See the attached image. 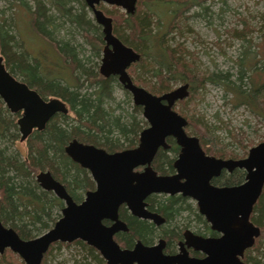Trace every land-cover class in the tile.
<instances>
[{
	"label": "trees",
	"instance_id": "1",
	"mask_svg": "<svg viewBox=\"0 0 264 264\" xmlns=\"http://www.w3.org/2000/svg\"><path fill=\"white\" fill-rule=\"evenodd\" d=\"M15 1V0H14ZM30 14V27L52 44L59 55L72 64L75 85L69 86L60 80L48 79L38 74L39 62L24 50V44L15 38L12 29L14 21L3 19L0 21V54L4 58L6 68L13 74H20L23 81L36 89L41 96H58L69 106L72 116L68 114L53 115L41 131H34L27 138V154L21 159L17 154L7 153L4 142L17 137L15 118L17 114H9L0 100V220L3 224L13 227L23 239L36 236L35 232L48 229L54 208L61 206L60 201L53 197L49 191L42 190L34 179L38 170L48 169L52 175L63 182L70 194L81 198L87 188L94 184L87 170L73 162L64 152L65 144L71 139L94 144L108 151L130 148L137 144L138 134L146 124L139 120L137 114L141 112L140 106H133V112L123 119L113 110L104 107L105 101H111L112 91L118 82L115 76L103 77L96 65L87 66V60L78 58L77 44L73 39L74 33H79L86 43L93 45L94 55L99 56L103 45L102 33L97 23H94L84 10V2L78 0L76 10L70 6L68 0H31L29 5L25 0H17ZM156 0H137L135 11L132 14L122 11L119 7L98 8L112 18L113 33L128 46L140 53L138 61L131 64L128 73L135 84L144 86L148 91L161 94L172 89L175 81L189 84V95L178 101H193L198 97L197 89L203 90L206 83H222L233 94L236 104H244L253 112L264 117V83H254L253 74L261 75L259 70H251L248 83L228 84V76L202 70L196 64L194 53L182 43L170 44L171 36L165 39L167 33L174 32L181 35L183 23L182 11L197 0L172 1L167 3L176 9L170 8L171 20L166 24L164 31L161 18L152 20V13L144 10V4ZM158 3V2H157ZM50 5L54 13L50 12ZM168 10V9H167ZM156 14V13H155ZM157 16V14H156ZM158 17V16H157ZM58 20V22H56ZM64 26L70 38L54 35ZM151 25L157 28L152 33ZM185 30L192 31L188 26ZM68 31V32H67ZM161 31V32H160ZM236 34L244 39L243 30H235ZM56 33V34H55ZM52 34H54L52 36ZM95 38L94 43L91 39ZM20 40V41H19ZM148 43L144 46V43ZM78 51L80 49L78 48ZM245 56V53H244ZM245 57L238 59L240 66ZM18 72V73H16ZM240 75H242V70ZM149 77V81L144 78ZM242 76H239V81ZM144 78V80H142ZM86 82V90L82 87ZM90 91H88V89ZM186 101V102H188ZM190 101V102H191ZM186 111L187 127H191L199 138L201 147L209 154L218 157H239V154L227 148L210 125L195 116V109ZM185 113V112H184ZM186 127V128H187ZM168 149H159L153 159L152 165L158 172L166 174L173 171L172 157L169 153L178 152V146L173 138L168 137ZM82 191V192H81ZM81 192V193H80ZM148 209L158 212L164 222L155 226L152 222L138 219L126 210L124 205L119 208V216L126 221L128 231L119 232L116 240L123 246H131L134 239L150 243L155 235H161L167 240V246L179 235L183 222L184 211H191L196 227L204 224L203 219L196 210H191L185 197L180 195L157 197L152 195L146 199ZM251 220L263 227L261 236L264 238V186L253 207ZM186 224V223H185ZM184 224V225H185ZM76 244L83 249L87 257H92L97 264L103 259L91 246L81 240L71 243L54 242L44 254L41 264L45 263L46 256L54 246ZM10 255L15 256L17 264L24 262L11 250L6 249L0 254V264H16ZM64 264V263H59ZM73 264H86L77 261ZM247 264H264V239H260L253 248L248 250Z\"/></svg>",
	"mask_w": 264,
	"mask_h": 264
},
{
	"label": "water",
	"instance_id": "2",
	"mask_svg": "<svg viewBox=\"0 0 264 264\" xmlns=\"http://www.w3.org/2000/svg\"><path fill=\"white\" fill-rule=\"evenodd\" d=\"M83 1L101 26L104 45L99 73L104 77L116 76L118 83L130 93L133 104L141 107L147 125L140 130L137 145L113 152L77 139L70 140L64 152L88 170L94 189L87 190L77 203L50 171L38 172L35 175L38 184L64 201L61 215L49 229L29 239L21 238L12 227L0 221V254L9 248L25 264H40L52 243L78 239L97 250L105 264H242L238 255L259 235V227L251 222L250 215L264 185V140L250 147L241 158L206 154L199 138L185 131L187 119L174 109L178 101L188 97L189 84L181 83L161 94L135 84L127 69L139 60L140 53L113 33L112 18L98 8L99 3H104L132 14L137 0ZM0 98L10 112H21L16 120L21 141L33 129H44L55 113L68 111L59 98L44 100L24 81L13 76L1 54ZM168 137L179 147L172 162L174 172L158 174L152 161L158 149L169 148ZM235 168L244 170L243 182L226 186L210 184L221 170L230 172ZM152 193L190 197L210 228L221 233L220 237L204 238L185 229L184 240L179 242V250L174 254L163 252V238L151 245L138 239L130 248L121 247L114 234L127 231L128 227L118 216L120 205L136 218L155 225L164 222L163 216L147 208L145 199ZM103 220L110 224L106 225ZM186 247L200 250L205 256H190Z\"/></svg>",
	"mask_w": 264,
	"mask_h": 264
},
{
	"label": "rangeland",
	"instance_id": "3",
	"mask_svg": "<svg viewBox=\"0 0 264 264\" xmlns=\"http://www.w3.org/2000/svg\"><path fill=\"white\" fill-rule=\"evenodd\" d=\"M168 1L156 0L144 4V10L152 13L153 21L161 18L163 24L162 27H159V30L162 31L166 29V24L172 18L170 8L176 9L177 7L169 6ZM26 2L29 5L32 3L31 0ZM68 3L75 10L79 8L78 0H68ZM100 4L111 9L110 5ZM84 10L90 19L96 23L91 10L86 4ZM50 12L54 13L51 5ZM30 17L26 9L19 5V1L0 0V21L3 19L14 21L15 27L12 29V33L15 38L23 42L24 50L39 62L38 74L48 79L60 80L70 86L75 85L76 80L74 79L72 64L68 60L65 61V58L59 55L52 44L48 43L30 27ZM181 19L183 28L180 31H182V34L179 35L170 31L165 39L168 40L169 37L174 36L169 41L170 44L182 43L188 50L192 51L196 57V64L200 69L207 72L226 74L228 84L235 81L245 85L250 80L251 70L256 69L261 72V75L257 76L254 73L253 82L264 83V0H197V2L192 3L182 11ZM68 25L67 23L64 24L63 27H60L57 35L52 34V36L54 35L55 39H58L57 36L69 39L70 35L66 33L64 28ZM186 26L192 31L185 30L184 27ZM99 27L101 31V26ZM156 29L155 25H151L149 31L155 33ZM235 30H243L246 40L240 38ZM73 39L71 41L79 44L76 50L78 58L87 60V66L94 64L98 67L103 45L100 47L98 56L93 54V45L86 43L79 33H74ZM91 40L96 43L95 38ZM147 44L145 42L144 46H147ZM78 48L80 51H78ZM242 57L246 59L242 61L240 66L238 59L240 60ZM248 67L252 69L250 70ZM240 70H242V75H240ZM17 75L21 77L19 73ZM143 76L145 78V75ZM239 76H242L240 81ZM145 79L149 81L150 78L146 77ZM181 83V81H174L172 89ZM86 86V82H84L83 91L87 89ZM197 93L199 96L193 101L190 100V102L187 99L188 102L184 100L174 105V109L184 116L187 121L188 116L185 115L187 109H195V116L202 119L205 124L210 125L220 140L227 144V148L239 154V157H244L250 147L264 140V117L253 112L244 104H236L233 94L222 83L207 82L203 90L197 89ZM112 98L111 101H105L104 107L106 109L113 110L114 114H119L123 119L133 112L132 97L120 84L113 88ZM70 115L72 116L71 112H69ZM137 118L145 121L141 112L137 114ZM146 125L147 122L143 125V128ZM186 127L185 131L188 134L196 135L190 126ZM4 144L7 146V153H15L21 159L27 154V140L20 141L19 136L15 139H9ZM168 155L173 156L172 153ZM186 203L189 204L191 210L197 208L195 201L192 199H187ZM61 207L62 205L54 208L52 215L54 220L58 218ZM182 215L183 222L186 224H181L180 229H194L196 224L192 212L184 211ZM48 223L52 225L51 221ZM45 230L42 229L34 234L39 235ZM156 239L154 238V241ZM173 249L177 251L176 244H174ZM10 256L12 261L17 264L15 256ZM77 261H83L86 264H97L91 256L87 257L83 249L76 244L54 246L46 256L44 264H73Z\"/></svg>",
	"mask_w": 264,
	"mask_h": 264
},
{
	"label": "flooded vegetation",
	"instance_id": "4",
	"mask_svg": "<svg viewBox=\"0 0 264 264\" xmlns=\"http://www.w3.org/2000/svg\"><path fill=\"white\" fill-rule=\"evenodd\" d=\"M136 3H137V1H136ZM135 7H136V5H135ZM103 40V39H102ZM103 45H104V42H103ZM127 45V44H126ZM102 56V55H101ZM101 59V58H100ZM3 62H4V58H3ZM5 67H6V65H5ZM39 68V67H38ZM129 68V67H128ZM8 69V68H7ZM8 71L10 72V70L8 69ZM127 71H128V69H127ZM99 72V71H98ZM13 76H15L17 79H19V80H21V81H23L22 80V78L21 77H18V75L16 74H13L12 72H10ZM111 76H113V75H111ZM104 77V76H103ZM116 77V76H115ZM117 79V78H116ZM25 82V81H24ZM118 82V81H117ZM26 83V82H25ZM27 84V83H26ZM28 85V84H27ZM67 85H69V84H67ZM70 86V85H69ZM28 87L29 88H31V89H34L32 86H29L28 85ZM123 88V87H122ZM146 89V88H145ZM38 94H39V92L36 90V89H34ZM125 90V89H124ZM40 95V94H39ZM41 96V95H40ZM44 100H47V99H49V98H51V97H57V98H59L60 100H62L64 103H65V105H66V107H67V109H68V111H67V113H65V114H68L69 115V112H71L70 111V108H69V106H68V104L62 99V98H60V97H58V96H53V95H48V96H41ZM0 100H1V98H0ZM1 102H2V100H1ZM2 104H3V107H5L7 110H8V108L4 105V103L2 102ZM8 112H10L9 110H8ZM11 114H17L16 115V118H15V123H16V120H17V118L21 115V112L20 111H18V112H15V113H12V112H10ZM56 114H63V113H61V112H57V113H55L54 115H56ZM47 123V122H46ZM46 125V124H45ZM16 127H17V131H16V133H17V137L19 136V138H20V132H19V128H18V125H17V123H16ZM43 130V129H42ZM34 131H41V130H37V129H33L32 130V132L23 140V141H25V140H27V138L34 132ZM19 133V134H18ZM139 135V134H138ZM20 140V139H19ZM72 140V139H71ZM21 141V140H20ZM70 141V140H69ZM68 141V142H69ZM79 141V140H78ZM166 141H167V139H166ZM67 142V143H68ZM81 142V141H80ZM66 143V144H67ZM83 143H85V142H83ZM138 143V142H137ZM65 144V145H66ZM88 144H90V143H88ZM169 144V143H168ZM94 145V144H93ZM137 145V144H136ZM96 146V145H95ZM170 146V145H169ZM65 147V146H64ZM97 147H99V146H97ZM134 147V146H133ZM101 148H103V147H101ZM130 148H132V147H130ZM105 149V148H104ZM124 149H126V148H124ZM161 149V148H160ZM203 149V148H202ZM106 150V149H105ZM121 150V149H120ZM159 150V149H158ZM204 150V149H203ZM106 151H108V150H106ZM115 151H118V150H115ZM178 151H179V147H178ZM205 151V150H204ZM108 152H113V151H108ZM205 153L206 154H209L208 152H206L205 151ZM66 154V153H65ZM177 154H178V152L177 153H175V154H173V156H172V159L174 160L176 157H177ZM156 155V154H155ZM210 155H212V154H210ZM215 156V155H214ZM155 157V156H154ZM216 157H218V156H216ZM223 158V157H222ZM225 158H233V157H225ZM237 158V157H236ZM235 158V159H236ZM238 158H241V157H238ZM173 160H172V162H173ZM153 162V161H152ZM79 165V164H78ZM80 166V165H79ZM81 167V166H80ZM152 167H153V165H152ZM83 168V167H82ZM85 169V168H84ZM138 169H140V168H138ZM153 169H154V167H153ZM45 170H48V169H45ZM86 170V169H85ZM158 174H163V173H160V172H158L156 169H154ZM40 171H44V170H38L35 174H34V179H35V175L38 173V172H40ZM48 171H50V170H48ZM87 172H88V170H87ZM174 172V169H173V171L172 172H170V173H166V174H172ZM50 173H51V171H50ZM88 174H89V172H88ZM51 175H52V173H51ZM53 176V175H52ZM90 176V175H89ZM244 176H245V172H244V170H242V169H239V168H235V169H233L232 171H227V170H221V172H220V174L218 175V176H216V177H213L211 180H210V184H212V185H215V186H226V185H236V184H239V183H241V182H243L244 181ZM53 178L55 179V180H57V181H59L63 186H64V188H65V190L67 191V193L72 197V199L75 201V202H77V203H79L80 201H82V199L84 198V194H85V192L87 191V190H92V189H94V187H95V184H94V181L92 180V178H91V176H90V178H91V180L93 181V184H94V186H93V188H87L86 190H84L83 191V195L81 194V198H79V199H76V198H74L71 194H70V192H69V190L66 188V186H65V184L63 183V182H61L59 179H57V178H55L54 176H53ZM35 181H36V179H35ZM36 183H37V185L42 189V190H44L39 184H38V182L36 181ZM264 186V185H263ZM263 188V187H262ZM45 191H49L51 194H52V196L53 197H56L59 201H60V203H61V205H62V207L60 208V214H59V216H58V218L60 217V215H61V209L64 207V201L63 200H61L60 198H58L55 194H54V192L52 191V190H45ZM262 191V190H261ZM152 195H156L157 197H162V196H166V195H168V194H163V193H152V194H150L148 197H150V196H152ZM160 195V196H159ZM174 195H180V196H182L181 194H174ZM168 196H172V195H168ZM147 197V198H148ZM182 197H185V199L187 200V199H191L190 197H187V196H182ZM146 198V199H147ZM146 199H145V201H146ZM193 200V199H192ZM147 202V201H146ZM196 203V202H195ZM256 203V202H255ZM122 205H120V207H121ZM119 207V208H120ZM125 207V206H124ZM196 207H197V205H196ZM253 207H254V205H253ZM147 208H148V205H147ZM127 210V209H126ZM150 210V209H149ZM197 212H198V214L201 216V218L203 219V221H204V224H202V226H200V227H195L194 229H190V231L193 233V234H195V235H197V236H201V237H207V238H217V237H220V235H221V233H219V232H217V231H215V230H212L211 228H210V225H209V223L206 221V219L204 218V216L202 215V214H200L199 213V211H198V208H196L195 209ZM128 211V210H127ZM151 211H154V210H151ZM154 212H156V211H154ZM252 212H253V209H252ZM158 213V212H157ZM130 214V213H129ZM118 216H119V209H118ZM251 216H253L252 215V213H251V215H250V220H251ZM57 218V219H58ZM119 218H120V216H119ZM56 219V220H57ZM121 219V218H120ZM139 219V218H138ZM55 220V221H56ZM122 221H124L123 219H121ZM144 220V219H143ZM1 221V220H0ZM54 221V222H55ZM147 221H149V220H147ZM103 222L106 224V225H108V224H110V222L108 221V220H103ZM125 223H126V221H124ZM149 222H151V221H149ZM251 222L254 224V225H256V226H258L259 227V235L258 236H256L255 237V239H254V243L250 246V247H246V248H244L243 249V251H242V253H241V255H238V258H239V260H240V262L242 263V264H247V259H248V250L249 249H251V248H253L254 247V245H256V243L258 242V241H260V239H264L262 236H261V234H262V229H263V227H261L260 225H258V224H256L254 221H252L251 220ZM1 223H2V221H1ZM3 224V223H2ZM54 224V223H53ZM52 224V225H53ZM154 224V223H153ZM4 226H7V227H11V226H9V225H5V224H3ZM51 225V226H52ZM126 225H127V223H126ZM155 225V224H154ZM50 226V227H51ZM155 226H157V225H155ZM49 227V228H50ZM128 227V226H127ZM13 228V227H12ZM48 228V229H49ZM14 229V228H13ZM185 229H188V228H183V229H181L180 230V232H179V235L173 240V242H171L168 246H167V240H166V238H164L163 236H161V235H155V237L154 238H157L156 239V241H154V238H153V240L150 242V243H144L143 241V243L144 244H147V245H151V244H154L155 242H157V240L159 239V238H163L164 240H165V246H164V248H163V252L165 253V254H174V253H176L178 250H179V242L180 241H183L184 239H183V232H184V230ZM15 230V229H14ZM47 230V229H46ZM16 231V230H15ZM128 231V230H127ZM119 232H126V231H118L117 233H119ZM43 233V232H42ZM117 233H115L114 234V239H115V241L121 246V247H123V248H130V247H132L133 246V244L135 243V241L136 240H138V239H134V242H133V244L131 245V246H123L122 244H120V242H118L117 240H116V235H117ZM18 234V233H17ZM41 234V233H40ZM39 234V235H40ZM36 236H38V235H36ZM35 237V236H34ZM33 238V237H32ZM29 239V238H28ZM76 240H78V239H76ZM140 240V239H139ZM57 242H59V241H57ZM73 242V241H72ZM61 243H71V242H61ZM174 244H176L177 245V251H175L174 249H173V246H174ZM50 247V246H49ZM6 249H9V248H5V250ZM49 249V248H48ZM4 250V251H5ZM10 250V249H9ZM186 250L188 251V254L190 255V256H193V257H196V258H203L204 256H205V253L204 252H202V251H200V250H195L194 248H192V247H186ZM97 251V250H96ZM47 252V251H46ZM45 252V253H46ZM98 252V251H97ZM14 253V252H13ZM44 253V254H45ZM99 253V252H98ZM17 255V254H16ZM18 256V255H17ZM44 256V255H43ZM99 256L101 257V255L99 254ZM19 257V256H18ZM20 258V257H19ZM102 258V257H101ZM43 259V258H42ZM103 259V258H102ZM41 262H42V260H41ZM25 264V263H24ZM41 264V263H40ZM103 264H105V260L103 259Z\"/></svg>",
	"mask_w": 264,
	"mask_h": 264
}]
</instances>
